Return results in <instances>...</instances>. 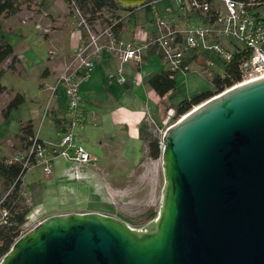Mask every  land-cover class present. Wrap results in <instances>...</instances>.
Masks as SVG:
<instances>
[{
    "label": "water",
    "instance_id": "1",
    "mask_svg": "<svg viewBox=\"0 0 264 264\" xmlns=\"http://www.w3.org/2000/svg\"><path fill=\"white\" fill-rule=\"evenodd\" d=\"M160 158L158 212L142 228L97 212L53 215L0 264H264V77L168 126Z\"/></svg>",
    "mask_w": 264,
    "mask_h": 264
},
{
    "label": "rangeland",
    "instance_id": "2",
    "mask_svg": "<svg viewBox=\"0 0 264 264\" xmlns=\"http://www.w3.org/2000/svg\"><path fill=\"white\" fill-rule=\"evenodd\" d=\"M35 4V0H31L29 6L28 3L22 4V13L0 20V37L3 36L18 52L21 62L20 74L6 70L1 77L6 91L0 94V157L5 156L7 159L22 153L16 135L21 125L29 120L35 135L44 144L58 147L60 142L54 118L63 116L67 99L64 96L60 98L54 117L51 109L55 99L48 102L50 90L47 85L40 86L44 78H40L39 74L46 64L62 56L63 48L68 44V34L76 22L68 13L65 0H45L37 17ZM166 4L168 1L159 6ZM144 13H148L149 20L151 13L142 11ZM46 15L54 20L64 18L61 29L52 30L51 34H46L50 35L47 38L42 29L52 26L45 21ZM24 16L26 21L23 22ZM31 17L34 19H29ZM211 58L216 57L211 55ZM209 71L195 69L176 73V91L168 100L174 97L173 103H176L195 92L212 88ZM16 92L21 93L25 100L4 117L2 109ZM163 108L165 111L168 106L164 105ZM145 118L143 125L146 131L160 136L145 122ZM165 120L161 123L164 130L173 124L171 116ZM137 134V129L129 126L125 135L122 128L114 125L109 117L90 122L83 129H75V143L82 145L94 159L85 168L86 177L80 180L68 179L64 170L70 163L61 156L52 162V174L48 176L44 175L40 166L32 167L24 175V197L26 204L31 207L26 217L32 213L30 217L36 223L53 215L97 212L121 220L131 228L145 226L152 220H149L152 213L157 215L164 178L161 158H149L146 146L137 138ZM26 184L34 185V192L29 193ZM39 197L41 202L35 204Z\"/></svg>",
    "mask_w": 264,
    "mask_h": 264
},
{
    "label": "built area",
    "instance_id": "3",
    "mask_svg": "<svg viewBox=\"0 0 264 264\" xmlns=\"http://www.w3.org/2000/svg\"><path fill=\"white\" fill-rule=\"evenodd\" d=\"M67 1L82 38L61 68L53 88L55 92L61 86L67 99L65 117L58 132L60 142L58 147H49L36 137L27 151L9 160L20 162L25 173L34 166H40L48 176L52 174V162L61 156L70 163L64 170L68 179L86 177L85 168L94 159L74 140V130L85 121L79 87L81 80L92 72L102 56L118 61L116 70L109 71L107 79L119 83L126 82L124 65L140 64L145 53L152 48L160 53L172 71L186 73L198 69L205 72L215 66L216 60L228 64L238 56L241 80L233 86L264 77V0H169L162 14L152 7L154 31L143 40H123L115 36L111 25L88 23L75 1ZM42 30L49 34L52 28ZM199 52L209 57L213 55L216 60L211 58L204 63L200 57L191 58ZM170 114L167 119L173 116ZM145 122L160 134L161 151L163 126L150 116L145 118ZM0 214V222H4L8 217L7 210L0 209ZM30 215L32 213L25 217L27 225L20 236L40 222L34 223L35 219Z\"/></svg>",
    "mask_w": 264,
    "mask_h": 264
},
{
    "label": "trees",
    "instance_id": "4",
    "mask_svg": "<svg viewBox=\"0 0 264 264\" xmlns=\"http://www.w3.org/2000/svg\"><path fill=\"white\" fill-rule=\"evenodd\" d=\"M31 0H0V20L2 18L13 16L21 11L22 4ZM37 10L43 5L45 0H35ZM66 3L68 2L65 0ZM81 13L86 17L90 24L98 23L100 26H113V32L120 38L122 28L126 24L137 23L135 11L144 8L150 12V3L153 1L169 0H150L142 6L125 8L116 0H74ZM69 8V6H68ZM200 57L202 62L207 63L211 59L209 55L202 52L194 53L191 58ZM190 58V59H191ZM7 62L6 70L15 71V65L18 62L14 54L13 47L0 37V66ZM239 57H235L232 62L226 64L216 60L215 66L210 69V82L212 88L193 93L190 97L177 102L173 109L172 122L177 121L181 116L201 104L212 96L223 92L232 87L241 80L238 70ZM4 70L0 68V94L6 91V87L1 83V77ZM179 70H163L149 77L146 84L160 97H169L176 91L175 75ZM25 98L20 93H15L6 106L2 109V114L7 117L10 111L17 108L24 102ZM168 109H166L167 111ZM62 121L54 118L55 127L60 130ZM140 137L145 143L147 156L151 159H157L161 155L159 148V137L148 133L145 126L140 128ZM36 138L33 124L29 120L21 125L19 133L16 135V141L22 152L27 151ZM39 140V139H38ZM41 141V140H40ZM25 171L20 162H9L7 158L0 157V209H6L8 217L4 222H0V260L8 252L14 241L20 236V233L27 225L26 215L30 211V206L26 204L24 197V179ZM34 185L26 184L30 192ZM36 196V194L34 193ZM41 202V197L37 198L35 204ZM156 213H152L149 220L153 219Z\"/></svg>",
    "mask_w": 264,
    "mask_h": 264
},
{
    "label": "crops",
    "instance_id": "5",
    "mask_svg": "<svg viewBox=\"0 0 264 264\" xmlns=\"http://www.w3.org/2000/svg\"><path fill=\"white\" fill-rule=\"evenodd\" d=\"M163 2L167 1H153L150 4L151 10L149 13H151V18H149V20L147 16L148 13L142 14V11L146 12L144 8L136 10L135 15H139V17H136L137 23L124 25L120 34V38L123 40H143L148 38L154 31V26L151 22L154 17L152 13V7L162 14L165 10V7L169 4L168 2V4L165 6H159V4ZM40 9L41 7L36 11L35 17L40 15ZM19 13H22V10ZM29 19L34 18L31 17ZM22 21H26V16H24ZM45 21L50 22L52 30H60L64 25V18H57L54 20L46 15ZM49 36L50 35L44 34L45 38ZM81 38L82 34L77 30L75 24L73 30H71L68 34V44L65 49L63 48L62 56L54 61H51L50 64H46L39 74L40 78H44L43 81L40 82V86L43 87V85H47V88L50 90L48 102H50L52 99H55V103L51 109L54 117L55 107L57 106L60 98L63 96L65 97V95L61 86H58L55 92H53V88L57 83L61 68L67 61L72 50L80 44ZM13 51L18 59V62L15 65V71L10 72L19 73L21 68L20 56L14 48ZM6 66L7 62H4L0 68L6 71ZM117 66L118 61L115 58L102 56V58L97 61L92 72L81 80L79 88L80 94L83 98L82 107L84 110L85 121L79 128L83 129L84 126L90 122L99 119H106L109 117L114 125L122 128L125 135H127V129L129 126H134V128H136L138 131L137 138L142 141L140 137V128L143 126L146 114L152 117L159 125H162L161 123L166 121L165 119L168 118L170 112H173L174 106L177 104V102L173 103L174 97L171 98L170 101L168 100V97L160 99V97L146 84V81L149 77L159 73L160 71L167 70L168 66L162 59L160 53L153 48L149 49L145 53L143 61L140 64L129 63L124 65V76L126 78L125 83L108 81L107 79L108 72L116 70ZM179 73L183 72L179 71ZM45 81H47V83H45ZM171 96H173V94L170 95V97ZM169 104H172V107H169ZM66 105L67 102L63 108V116L61 118H57L62 122L65 117ZM164 105L168 106L167 111H164ZM59 131L60 130H58V132ZM36 137L41 140L37 134ZM13 144L14 142L11 144V146H13ZM15 156L16 155H12L11 158Z\"/></svg>",
    "mask_w": 264,
    "mask_h": 264
}]
</instances>
